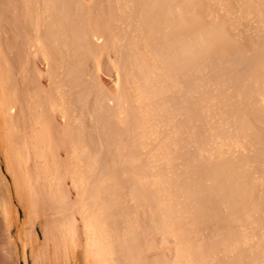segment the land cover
<instances>
[{"label":"bare ground","instance_id":"bare-ground-1","mask_svg":"<svg viewBox=\"0 0 264 264\" xmlns=\"http://www.w3.org/2000/svg\"><path fill=\"white\" fill-rule=\"evenodd\" d=\"M0 264H264V0H0Z\"/></svg>","mask_w":264,"mask_h":264}]
</instances>
